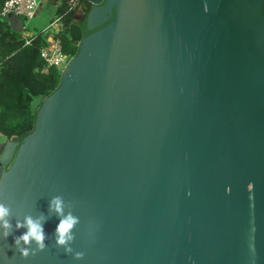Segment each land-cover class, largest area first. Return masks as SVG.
Instances as JSON below:
<instances>
[{
  "label": "water",
  "instance_id": "95a60500",
  "mask_svg": "<svg viewBox=\"0 0 264 264\" xmlns=\"http://www.w3.org/2000/svg\"><path fill=\"white\" fill-rule=\"evenodd\" d=\"M86 1L92 32L71 23L78 52L0 152L13 234L44 216L47 246L0 237V264H264V0Z\"/></svg>",
  "mask_w": 264,
  "mask_h": 264
},
{
  "label": "trees",
  "instance_id": "16d2710c",
  "mask_svg": "<svg viewBox=\"0 0 264 264\" xmlns=\"http://www.w3.org/2000/svg\"><path fill=\"white\" fill-rule=\"evenodd\" d=\"M4 2L0 0V10ZM89 4L78 0L73 7L72 0H63L56 9V17L60 16L63 23L59 39L67 55L74 56L79 49L69 37L71 23L80 24L86 34L92 32L86 25ZM78 8L83 11L81 18L76 17ZM44 33L34 32L31 42L26 44L24 31L12 29L5 17L0 16V135L6 140L21 142L33 130L37 109L60 83V69L52 66L47 72L42 71L46 62L41 49L48 45ZM36 99L39 103L34 108Z\"/></svg>",
  "mask_w": 264,
  "mask_h": 264
},
{
  "label": "clouds",
  "instance_id": "9594fccd",
  "mask_svg": "<svg viewBox=\"0 0 264 264\" xmlns=\"http://www.w3.org/2000/svg\"><path fill=\"white\" fill-rule=\"evenodd\" d=\"M207 11V8L205 9ZM50 212L56 213L59 217L54 229V240L58 247L64 249L66 254L73 253L71 242L75 239L74 228L79 223V218L72 214L71 211L65 213V200L62 196H54L48 203ZM11 216V208L0 203V237L7 239L10 235L13 237V246L20 254L27 258L30 254H35L37 251H43L46 248V233L44 223L46 217L33 218L31 215L24 216L23 220H17L15 229H25L19 235L13 234V225L9 220ZM36 247L33 248L32 244ZM82 252L74 253L75 259L82 258Z\"/></svg>",
  "mask_w": 264,
  "mask_h": 264
},
{
  "label": "built area",
  "instance_id": "2783aa9c",
  "mask_svg": "<svg viewBox=\"0 0 264 264\" xmlns=\"http://www.w3.org/2000/svg\"><path fill=\"white\" fill-rule=\"evenodd\" d=\"M77 1L78 0H72L73 7L76 6ZM39 8L40 0H5L0 10V16L5 18L9 14L19 16L23 20L26 44H29L33 34L28 35L25 33L27 27L25 20L33 19L37 15ZM47 29L55 35L56 39L52 45H47L41 49V56L46 62V67L42 71L47 72L48 68L53 66L60 69L62 72L72 56L65 54L62 50L61 41L59 39V33L63 29L61 17H55Z\"/></svg>",
  "mask_w": 264,
  "mask_h": 264
},
{
  "label": "crops",
  "instance_id": "0c3cea01",
  "mask_svg": "<svg viewBox=\"0 0 264 264\" xmlns=\"http://www.w3.org/2000/svg\"><path fill=\"white\" fill-rule=\"evenodd\" d=\"M62 1L63 0H40V8H39V11H38L36 16L40 15L45 9H48V11H49V15L47 16L48 17L47 19H48V21L50 19V21L47 22L45 24V26L43 27V29H42V31H45L44 37L46 38L49 46L54 43L56 37L50 30L47 29V27L50 25L52 19L54 18L52 16L53 13L56 12V9L62 3ZM76 17L77 18H81L82 17L80 9L76 10ZM25 33L28 34V35L34 34L33 31L31 33L30 32H25Z\"/></svg>",
  "mask_w": 264,
  "mask_h": 264
},
{
  "label": "rangeland",
  "instance_id": "374dc122",
  "mask_svg": "<svg viewBox=\"0 0 264 264\" xmlns=\"http://www.w3.org/2000/svg\"><path fill=\"white\" fill-rule=\"evenodd\" d=\"M48 15H49V11H48V9H45L40 15L34 17L33 19L25 20V24L27 25L25 32L31 33L32 31L33 32L42 31L45 24L50 21V19H49V21L47 19ZM52 16L56 17L55 13H53ZM38 103H39V99L34 100V102H33L34 108L37 107ZM5 141H6V138L3 137L2 135H0V143H4Z\"/></svg>",
  "mask_w": 264,
  "mask_h": 264
},
{
  "label": "flooded vegetation",
  "instance_id": "af4514ba",
  "mask_svg": "<svg viewBox=\"0 0 264 264\" xmlns=\"http://www.w3.org/2000/svg\"><path fill=\"white\" fill-rule=\"evenodd\" d=\"M89 5H90V9H91L92 5H91V4H89ZM79 9H80V11H81V14L83 15V11H82V9H81V8H79ZM7 141H9V140H6L4 143H0V152H1V153H2L3 150H4ZM7 167H8V166H7Z\"/></svg>",
  "mask_w": 264,
  "mask_h": 264
}]
</instances>
